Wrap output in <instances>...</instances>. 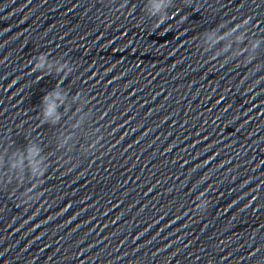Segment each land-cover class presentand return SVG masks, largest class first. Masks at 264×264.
I'll return each mask as SVG.
<instances>
[{
    "label": "water",
    "instance_id": "95a60500",
    "mask_svg": "<svg viewBox=\"0 0 264 264\" xmlns=\"http://www.w3.org/2000/svg\"><path fill=\"white\" fill-rule=\"evenodd\" d=\"M0 264H264V79L116 148L0 180Z\"/></svg>",
    "mask_w": 264,
    "mask_h": 264
},
{
    "label": "clouds",
    "instance_id": "9594fccd",
    "mask_svg": "<svg viewBox=\"0 0 264 264\" xmlns=\"http://www.w3.org/2000/svg\"><path fill=\"white\" fill-rule=\"evenodd\" d=\"M170 2V0H169ZM165 6V2L164 0H153V10L154 13L155 12H159L163 7ZM165 17L161 16V18L157 21L156 26H159L160 24H163L165 21ZM246 20V19H245ZM45 60L46 57L41 55L38 58V63H36L33 67H35L36 69H42L45 65ZM57 71H63V66L61 68H58ZM64 96L61 94V92L53 89L50 93L46 94L43 97V103H44V116L46 118H53L56 117L57 114V108H58V104L57 101H63ZM39 149L37 148H31L29 149V153L32 156H35L36 154H38ZM209 201L206 200L204 201L200 207L207 209Z\"/></svg>",
    "mask_w": 264,
    "mask_h": 264
}]
</instances>
